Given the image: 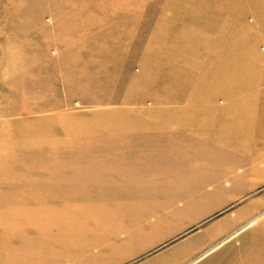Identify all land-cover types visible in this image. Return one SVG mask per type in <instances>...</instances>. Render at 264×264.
I'll list each match as a JSON object with an SVG mask.
<instances>
[{
	"label": "rangeland",
	"instance_id": "obj_1",
	"mask_svg": "<svg viewBox=\"0 0 264 264\" xmlns=\"http://www.w3.org/2000/svg\"><path fill=\"white\" fill-rule=\"evenodd\" d=\"M144 1L220 2V24L214 27L222 36L221 53L206 55L203 61L195 55L191 61L194 70L189 71L140 69L141 25L151 23L153 15L139 21L138 13L156 11L140 8ZM257 2L0 0V211L43 209L48 198L85 188L97 177L91 168L94 163L111 160L105 150L108 146L118 140L123 143L130 130L155 132L154 125L142 127L129 115L171 112L155 102L170 101L174 92H181L180 85L210 82L235 86L240 81V69L254 66L246 51L264 49V9H258L264 8V0ZM128 13L132 45L130 50H123L118 41L122 33L114 23L127 18ZM175 22L161 21L156 31L165 37ZM98 24L100 32L108 27V34H92ZM159 49L150 50L154 64L172 59L168 48ZM112 61L118 65L112 66ZM243 79L250 82L252 78ZM230 111L238 112L237 106L233 104ZM241 112L248 113L249 109L244 107ZM154 135L145 138L146 144H155ZM125 158L120 155L118 159ZM191 186L200 190L188 194V199L179 192L178 216L172 219L170 229L197 221L128 264L169 245L153 259L175 255L189 235L208 227L218 230L239 214L241 221L231 232L214 240L210 249L192 258L190 264H264V184L230 201L208 200L213 188L220 186ZM205 212L208 214L199 218ZM171 231L150 235L146 241H158Z\"/></svg>",
	"mask_w": 264,
	"mask_h": 264
},
{
	"label": "crops",
	"instance_id": "obj_2",
	"mask_svg": "<svg viewBox=\"0 0 264 264\" xmlns=\"http://www.w3.org/2000/svg\"><path fill=\"white\" fill-rule=\"evenodd\" d=\"M221 7L220 2L210 1L142 2L140 8L156 11L138 13L139 21L153 15L148 18L151 23L138 24L143 26L138 41L140 69L189 71L194 70L191 61L195 55L201 56L202 61L206 55H219L222 36L214 25L220 24ZM192 16L196 18L190 21ZM130 18L129 15L127 21L114 23L122 33L118 41L123 50H130L132 45L131 25L127 24L131 23ZM174 20L177 24L168 30L169 35L164 37L156 31L159 22ZM100 29L98 24L91 33ZM108 32L107 27L100 33ZM161 47L168 48L167 53L173 57L157 65L150 50ZM262 51H246L254 66L240 69V81L233 87L185 83L170 101H154L156 106L171 112L129 115L142 127L154 125L155 132L130 130L123 143L118 140L108 146L105 150L111 160L94 163L91 168L97 177L90 179L85 188L54 195L43 209L0 211V264H128L197 221L170 229L172 219L178 216L175 211L179 208L176 204L180 191L188 199V194L200 190L191 185H205L207 189L220 186L213 188L208 200L230 201L264 184ZM112 62V66L118 65ZM246 76H251L250 82L244 81ZM233 104L238 108L236 113L230 111ZM244 107L248 113L241 112ZM151 134L156 139L155 144L149 145L145 138ZM100 150L103 148H96ZM120 155L126 158L120 160ZM133 155L135 158H128ZM89 207L92 209L87 211L85 208ZM240 216L226 220L218 230L208 227L189 235L175 255L168 253L153 259L169 245L133 264H190L192 258L208 251L214 240L231 232L234 224L241 221ZM163 231L171 233L158 241H146L150 235ZM136 248L141 251H134Z\"/></svg>",
	"mask_w": 264,
	"mask_h": 264
}]
</instances>
